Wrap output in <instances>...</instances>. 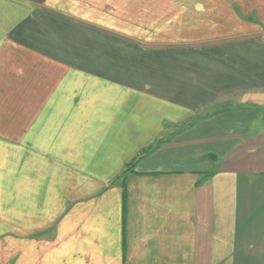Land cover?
<instances>
[{
	"label": "crops",
	"instance_id": "obj_1",
	"mask_svg": "<svg viewBox=\"0 0 264 264\" xmlns=\"http://www.w3.org/2000/svg\"><path fill=\"white\" fill-rule=\"evenodd\" d=\"M9 229L0 264H264V0H0Z\"/></svg>",
	"mask_w": 264,
	"mask_h": 264
},
{
	"label": "rangeland",
	"instance_id": "obj_2",
	"mask_svg": "<svg viewBox=\"0 0 264 264\" xmlns=\"http://www.w3.org/2000/svg\"><path fill=\"white\" fill-rule=\"evenodd\" d=\"M189 23H192V22H189ZM170 30H171L170 35H172L171 37H155L154 40L164 42L165 44H171V45L173 44V42H176V43L182 44V45L186 44V42H179V41L184 40V38L182 37V36H184V33L181 34V33H179V31L176 28H172V27L170 28ZM186 38H189V37L186 36ZM180 39H183V40H180ZM185 41H188V40H185ZM159 160H162V157L159 158ZM4 236H6V237H4ZM4 236L0 237V241L4 240V242L5 241L6 242H10V241L14 242V238L15 239L17 238V229H9L7 234ZM11 263L13 264V262H11Z\"/></svg>",
	"mask_w": 264,
	"mask_h": 264
}]
</instances>
